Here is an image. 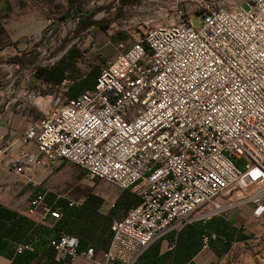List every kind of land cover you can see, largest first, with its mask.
Masks as SVG:
<instances>
[{
  "label": "built area",
  "instance_id": "2783aa9c",
  "mask_svg": "<svg viewBox=\"0 0 264 264\" xmlns=\"http://www.w3.org/2000/svg\"><path fill=\"white\" fill-rule=\"evenodd\" d=\"M191 1L198 5L189 10L186 4L157 7L176 20L145 26L126 47L118 43L91 89L56 97L22 136L35 144L32 161L49 172L68 162L89 180L137 197L111 221L101 258L91 247L81 252L92 264H139L158 235L208 221L238 200L252 216L264 214V0L236 7ZM69 83L60 82L58 95ZM27 166L15 160L7 169L24 175ZM37 210L60 216L42 193L27 207L30 214ZM213 238L203 235L202 248ZM49 245L72 259L78 240L60 232Z\"/></svg>",
  "mask_w": 264,
  "mask_h": 264
},
{
  "label": "crops",
  "instance_id": "0c3cea01",
  "mask_svg": "<svg viewBox=\"0 0 264 264\" xmlns=\"http://www.w3.org/2000/svg\"><path fill=\"white\" fill-rule=\"evenodd\" d=\"M52 4L53 0H20L16 4L12 0H0V41L6 36L15 43L29 34H39L43 28L44 9H50ZM64 5L67 12V0ZM2 14L7 16L4 18ZM136 23L134 29L120 28L113 35L116 47L118 43L128 46L146 26V22ZM8 48L12 47L9 45ZM49 72H34L26 80L13 76L7 85H0V264H92L81 252L91 247L93 257L101 258L110 243L111 221L124 216L134 205L126 192L119 189L86 188L80 192L68 189L56 192L53 187L59 181H67L62 168H58L64 162L57 165V171L49 172L39 162L32 161V158H38L35 144L33 140L23 143L22 136L36 123L41 113L51 107L58 85L66 79L65 70L60 79L50 76ZM44 83L51 93L42 96ZM63 95L64 99L71 98L67 89ZM15 160L28 165L24 175L7 169V164ZM37 193L44 194V200L52 210L60 211L58 218L43 215L39 210L33 214L27 212L30 200ZM74 199L82 200L81 205L68 206V202ZM190 223H194L197 229L207 227L224 239L217 238L202 248L198 241L192 242L197 239V231L190 229L192 224L183 229L169 230L149 244L139 263L216 264L224 256L226 244H229V250L236 244L252 240L264 230V214L254 217L250 206L241 211H237L235 206L208 221ZM60 232L78 240L76 255L72 259L60 256L49 245V240ZM172 242L174 248L167 249ZM19 245L24 246L20 251L17 250Z\"/></svg>",
  "mask_w": 264,
  "mask_h": 264
},
{
  "label": "rangeland",
  "instance_id": "374dc122",
  "mask_svg": "<svg viewBox=\"0 0 264 264\" xmlns=\"http://www.w3.org/2000/svg\"><path fill=\"white\" fill-rule=\"evenodd\" d=\"M19 1L12 0L15 4ZM210 1L222 7H236L243 2V0ZM64 2L65 0H53V6L44 9L43 28L39 34H29L15 43L10 42L6 36L2 38L0 41L1 86L7 85L8 80L13 76L26 80L34 72L38 74L39 69H47L50 66L55 68V65H63L64 77L71 81L90 69L98 68L113 57L116 53L113 35L120 28L134 29V22H137L136 24L146 22L148 26L176 20L163 17L162 11H158L157 7L164 8L175 3L181 8L186 4L189 10L198 5L197 1L191 0H82L83 8L91 12L90 18L98 21V24L84 27L85 18L66 12ZM3 16L5 18L7 14ZM191 21L195 28L200 26V19L196 14L191 15ZM9 45L11 49L8 48ZM95 75V72H88V78H93ZM50 93L45 84L40 94L45 96ZM55 96L59 101L65 98L63 94L56 93ZM58 168H62L61 172L66 175L67 181L64 180L62 183L59 181L57 186L53 187L56 192L61 193L67 189L80 192L86 188H102L108 191L117 189L102 179L89 180L85 172L74 164L64 162ZM58 168L52 172L57 171ZM126 195L132 204L136 202L137 197L132 193L126 192ZM236 198L237 195L231 197L233 200ZM223 202L229 201L225 198ZM236 202L237 211L249 207L247 203L239 200ZM216 264H264V230L252 240L232 246Z\"/></svg>",
  "mask_w": 264,
  "mask_h": 264
},
{
  "label": "trees",
  "instance_id": "16d2710c",
  "mask_svg": "<svg viewBox=\"0 0 264 264\" xmlns=\"http://www.w3.org/2000/svg\"><path fill=\"white\" fill-rule=\"evenodd\" d=\"M82 0H67V12L71 13V14H75L79 17H84L85 20H83V26L84 27H89L91 25L94 24H98V21L91 19V12H89L88 10H85V8H83L82 4H81ZM2 32V29L0 27V34ZM54 67V66H53ZM51 69V71L49 72V70ZM48 69H39L38 70V74H42V73H47L49 72L50 76L53 77H58L59 79L61 78L63 71H64V66L63 65H55V68H49ZM98 71H99V67L96 69H90V71L88 70L87 72H85L82 76L73 79L67 88V95L69 97H73L75 95L80 94L81 92L87 90V89H91L94 84H95V80L96 77L98 75ZM88 72H95L96 75L93 78H88ZM123 192H129L128 190H123ZM137 199V198H136ZM138 203V199L136 200V202H134V205H136ZM133 205V206H134ZM195 223V222H194ZM193 223V224H194ZM192 223H188L185 226H183L181 229L186 228V227H190ZM190 229H194L197 231V239L195 238L192 242L195 243L196 241H198L200 247H202V237L203 235H207L208 233H212L207 227H200L199 229H197L194 225L192 227H190ZM189 229V230H190ZM215 234V233H213ZM192 235H195L194 233H192ZM220 239L223 240L224 238H222V236H219L217 234H215V238L210 239V241L208 242V245L210 244L211 241L215 240V239ZM177 244V242H176ZM175 246V244H174ZM174 248V247H173ZM172 248V249H173ZM229 248V244H226L224 246V250L223 253L227 252ZM139 262V261H138ZM140 264V263H139Z\"/></svg>",
  "mask_w": 264,
  "mask_h": 264
}]
</instances>
